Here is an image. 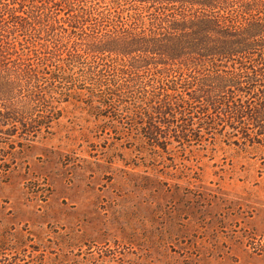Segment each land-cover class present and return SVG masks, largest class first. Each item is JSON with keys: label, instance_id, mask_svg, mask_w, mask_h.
I'll return each instance as SVG.
<instances>
[{"label": "rangeland", "instance_id": "374dc122", "mask_svg": "<svg viewBox=\"0 0 264 264\" xmlns=\"http://www.w3.org/2000/svg\"><path fill=\"white\" fill-rule=\"evenodd\" d=\"M49 91L25 102L35 137L0 117V264H264V144L147 137L149 105L118 121Z\"/></svg>", "mask_w": 264, "mask_h": 264}, {"label": "trees", "instance_id": "16d2710c", "mask_svg": "<svg viewBox=\"0 0 264 264\" xmlns=\"http://www.w3.org/2000/svg\"><path fill=\"white\" fill-rule=\"evenodd\" d=\"M48 90L118 121L149 105L147 137L176 124L189 142L197 124L264 144V0H0L2 125L35 137L25 102Z\"/></svg>", "mask_w": 264, "mask_h": 264}]
</instances>
